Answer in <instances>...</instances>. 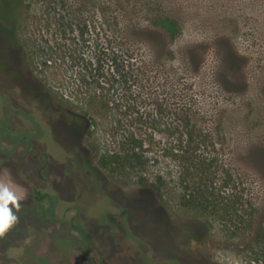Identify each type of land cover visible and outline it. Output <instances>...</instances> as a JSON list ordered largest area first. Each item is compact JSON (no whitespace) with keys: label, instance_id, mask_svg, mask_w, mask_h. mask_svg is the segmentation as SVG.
<instances>
[{"label":"rangeland","instance_id":"rangeland-1","mask_svg":"<svg viewBox=\"0 0 264 264\" xmlns=\"http://www.w3.org/2000/svg\"><path fill=\"white\" fill-rule=\"evenodd\" d=\"M0 183V264H264V0H0Z\"/></svg>","mask_w":264,"mask_h":264},{"label":"clouds","instance_id":"clouds-1","mask_svg":"<svg viewBox=\"0 0 264 264\" xmlns=\"http://www.w3.org/2000/svg\"><path fill=\"white\" fill-rule=\"evenodd\" d=\"M21 197L8 184L0 183V238H3L18 222L13 209L19 210Z\"/></svg>","mask_w":264,"mask_h":264},{"label":"trees","instance_id":"trees-1","mask_svg":"<svg viewBox=\"0 0 264 264\" xmlns=\"http://www.w3.org/2000/svg\"><path fill=\"white\" fill-rule=\"evenodd\" d=\"M156 25L161 27L162 29H164L172 37H176L179 34V24L175 20H172L170 18L159 19L158 21H156ZM203 168H204V170L206 169L205 166ZM206 181H208V176H206ZM202 193L204 195H209L210 194L209 191H202Z\"/></svg>","mask_w":264,"mask_h":264}]
</instances>
